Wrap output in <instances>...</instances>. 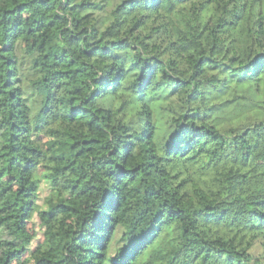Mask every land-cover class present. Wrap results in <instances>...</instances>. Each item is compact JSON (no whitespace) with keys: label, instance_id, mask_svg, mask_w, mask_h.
<instances>
[{"label":"trees","instance_id":"1","mask_svg":"<svg viewBox=\"0 0 264 264\" xmlns=\"http://www.w3.org/2000/svg\"><path fill=\"white\" fill-rule=\"evenodd\" d=\"M14 262L264 264V0H0Z\"/></svg>","mask_w":264,"mask_h":264},{"label":"rangeland","instance_id":"2","mask_svg":"<svg viewBox=\"0 0 264 264\" xmlns=\"http://www.w3.org/2000/svg\"><path fill=\"white\" fill-rule=\"evenodd\" d=\"M50 193V186L46 181H42L39 189V196H38V202L39 204H43L45 198L49 195ZM30 230L36 234V239L34 243H38L40 240L43 239V232L44 229L40 225V221L38 217L35 215L29 225ZM35 244L31 245V248H34ZM30 253H27L24 258H29ZM13 264H17V262H14Z\"/></svg>","mask_w":264,"mask_h":264}]
</instances>
